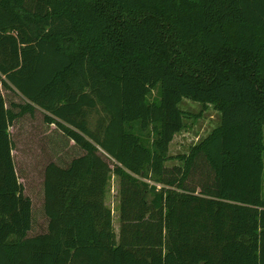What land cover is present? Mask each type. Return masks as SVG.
<instances>
[{
	"label": "trees",
	"instance_id": "obj_1",
	"mask_svg": "<svg viewBox=\"0 0 264 264\" xmlns=\"http://www.w3.org/2000/svg\"><path fill=\"white\" fill-rule=\"evenodd\" d=\"M0 86V264H264V0H0ZM38 112L82 154L45 164L31 235L11 128Z\"/></svg>",
	"mask_w": 264,
	"mask_h": 264
},
{
	"label": "rangeland",
	"instance_id": "obj_2",
	"mask_svg": "<svg viewBox=\"0 0 264 264\" xmlns=\"http://www.w3.org/2000/svg\"><path fill=\"white\" fill-rule=\"evenodd\" d=\"M1 87V86H0ZM6 93V92H4ZM20 101L11 94V102ZM179 107L193 114L202 111V105L189 99H184ZM221 121V114L213 107L205 110L202 116L187 121V128L178 134L170 147L172 156L187 154L190 148L207 137ZM11 134L15 143L13 151L20 181L25 187L26 195L33 201L34 226L31 235L47 231L48 219L43 210V169L49 161L64 164L82 154V151L63 135L55 125H48L44 121L43 113H36L34 118L27 116L16 122L11 128ZM179 164L171 161L169 166ZM119 181L113 177L109 186L107 202L110 205L115 220V228H119L118 195Z\"/></svg>",
	"mask_w": 264,
	"mask_h": 264
},
{
	"label": "crops",
	"instance_id": "obj_3",
	"mask_svg": "<svg viewBox=\"0 0 264 264\" xmlns=\"http://www.w3.org/2000/svg\"><path fill=\"white\" fill-rule=\"evenodd\" d=\"M0 89H1V87H0Z\"/></svg>",
	"mask_w": 264,
	"mask_h": 264
}]
</instances>
